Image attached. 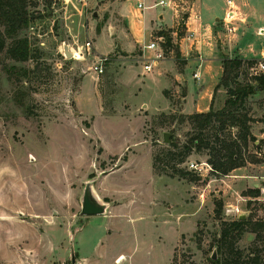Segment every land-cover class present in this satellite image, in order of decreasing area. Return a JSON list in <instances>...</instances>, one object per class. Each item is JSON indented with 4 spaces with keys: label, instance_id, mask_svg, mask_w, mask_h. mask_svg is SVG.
Instances as JSON below:
<instances>
[{
    "label": "rangeland",
    "instance_id": "rangeland-1",
    "mask_svg": "<svg viewBox=\"0 0 264 264\" xmlns=\"http://www.w3.org/2000/svg\"><path fill=\"white\" fill-rule=\"evenodd\" d=\"M35 2L29 8L34 18L19 35L28 36L36 57L17 62L0 53V264H72L73 253L75 264H211L214 252L220 256L226 222L241 214L264 220V195L244 187L237 172L189 168L188 162H207L205 151L182 165L200 176L197 181L153 172L154 152L164 155L192 131L180 119L184 85H169L158 74L161 60L151 72L143 67L153 52L115 48L116 42L132 48L120 29L98 35L108 15L95 16L89 3L65 9L61 0ZM189 4L178 8L179 32ZM130 16L141 26L139 11ZM65 44L74 57L64 56ZM173 44L179 46L174 38ZM171 57L181 68L173 48L164 59ZM253 72L244 64L231 86L255 84ZM233 110L251 116V130H258L264 90ZM207 133L235 136L239 128L216 123ZM262 154L252 142L244 150L249 158ZM92 180L100 201L112 206L86 216L82 198ZM255 237L246 231L238 246L250 248ZM259 246L264 253V242Z\"/></svg>",
    "mask_w": 264,
    "mask_h": 264
},
{
    "label": "crops",
    "instance_id": "crops-1",
    "mask_svg": "<svg viewBox=\"0 0 264 264\" xmlns=\"http://www.w3.org/2000/svg\"><path fill=\"white\" fill-rule=\"evenodd\" d=\"M157 1L145 0V9L138 8L136 0H89L88 3L94 7L95 16L108 15L98 35L106 29H120L127 35L132 48L122 49L118 42L115 48L127 53H134L138 49L143 54L153 52L145 50L144 46L164 37L159 32L169 29L179 45L183 65L179 68L171 57L161 60L155 68L169 85L172 81L178 86L184 85L186 94H182L181 111L189 114L207 112L211 107L214 110L222 109L228 99L227 89L220 84L224 57L235 54L241 58L264 60V42L258 33L260 28H264V0H234L237 20L236 31L232 33L227 32L222 24V18L229 8L227 0H166V6L155 5ZM186 1L190 4L182 17L184 32L180 35L178 8ZM134 9L143 17L141 26L131 19L130 12ZM115 20H119V23H115ZM96 42L97 39L95 45ZM262 125L258 130L252 128V133L258 137L257 142L264 139V123ZM232 172L239 174L238 179L244 187H256L264 195V162H249ZM106 204L107 209L112 206L107 200Z\"/></svg>",
    "mask_w": 264,
    "mask_h": 264
},
{
    "label": "trees",
    "instance_id": "trees-1",
    "mask_svg": "<svg viewBox=\"0 0 264 264\" xmlns=\"http://www.w3.org/2000/svg\"><path fill=\"white\" fill-rule=\"evenodd\" d=\"M33 5L37 6L35 0H0V53L4 52L11 60L23 62L36 57L28 36L19 35L20 31L27 28L34 18L29 9ZM159 33L165 38L162 45L166 55L173 48L176 58L180 60L181 52L179 46L173 44L171 33L163 31ZM181 34L182 32H180ZM256 62V59L224 57V71L220 84L225 86L229 95L225 106L221 110H214L211 107L207 112L189 114L180 112L181 121L187 120L191 124L192 131L184 143L172 141L164 155L154 152L152 166L156 174L197 181L200 176L182 165L193 153L203 151L208 155L207 162L211 165L212 172L219 175H227L249 162H264V154H262L264 139H260L256 143L258 139L251 130V123L254 119L248 114L235 113L233 110V106L245 103L246 98L251 94L264 90V73L255 76V84L231 86V80L238 76L237 70L240 67L244 64L252 67ZM182 94L185 95L186 91L184 90ZM171 116L173 117V115ZM216 123H219L220 129H224L227 123L230 126H237L239 133L235 136L230 135L222 138L217 134L213 137L209 136L208 129L213 128ZM250 142L262 154L261 157L254 155L249 158L244 155V150L247 152ZM163 163L164 165H162ZM254 196H259V194L255 193ZM216 206L218 210H221L222 201L218 202ZM248 230L255 233V243L250 248L243 249L238 246V242ZM217 242L220 256L216 259L211 256V264H264V253L259 246L264 242V220L238 218L226 222Z\"/></svg>",
    "mask_w": 264,
    "mask_h": 264
},
{
    "label": "built area",
    "instance_id": "built-area-1",
    "mask_svg": "<svg viewBox=\"0 0 264 264\" xmlns=\"http://www.w3.org/2000/svg\"><path fill=\"white\" fill-rule=\"evenodd\" d=\"M61 1L63 2V7L65 9H69V8L78 9L79 6H83V8H85L88 5L89 0H61ZM136 2L138 5V8H140V9L147 8V6L145 4V0H136ZM227 4H228L229 8H228L225 16L222 18V24H223V27L225 28V30L227 32L232 33V32L236 31L235 22L237 20L234 0H227ZM155 5L166 6V5H168V3L166 0H158L155 3ZM258 33H259V35L262 36V40L264 42V28H260ZM164 41H165L164 37H159L158 40L151 41L150 43H148L147 45L144 46V49L153 50V52H154L153 56L151 58H147L149 60V62H147L143 65L146 72H151L153 70L154 64H156L158 61L165 58L166 52H165L163 45L161 44ZM73 55H74V53H73ZM108 59H109V57L103 58V60H105V61H107ZM101 65L102 64L97 65V68L100 67V69H98L99 71H102ZM250 68L254 71L253 73L256 75L264 73V60L257 61ZM204 165L208 166V168H207L208 171H212L211 165L208 164L207 162H203V163H201V165H199L198 163H195V162H188L189 168L194 169L197 172L199 171L198 173H201V171L204 168Z\"/></svg>",
    "mask_w": 264,
    "mask_h": 264
},
{
    "label": "water",
    "instance_id": "water-1",
    "mask_svg": "<svg viewBox=\"0 0 264 264\" xmlns=\"http://www.w3.org/2000/svg\"><path fill=\"white\" fill-rule=\"evenodd\" d=\"M63 54L66 58L73 57V53L69 45L67 44L64 45ZM164 140L165 142L170 143L171 139H170L169 133L164 134ZM93 184H94L93 180L86 183L83 198H82V208H81L82 215H87V216L99 215V214H104L106 212L107 204L106 202L100 201V198L94 191ZM245 217H246L245 214H241L239 218L245 219ZM212 258L213 259L217 258L216 252H214V254L212 255ZM75 262H76V256L73 253L72 254V264H75Z\"/></svg>",
    "mask_w": 264,
    "mask_h": 264
},
{
    "label": "bare ground",
    "instance_id": "bare-ground-1",
    "mask_svg": "<svg viewBox=\"0 0 264 264\" xmlns=\"http://www.w3.org/2000/svg\"><path fill=\"white\" fill-rule=\"evenodd\" d=\"M73 53H74V51H73ZM73 57H74V55H73Z\"/></svg>",
    "mask_w": 264,
    "mask_h": 264
}]
</instances>
